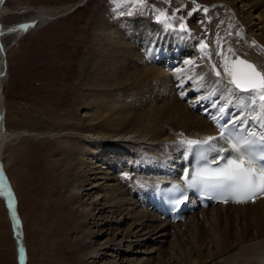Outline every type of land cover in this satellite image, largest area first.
I'll return each mask as SVG.
<instances>
[{
  "label": "bare ground",
  "instance_id": "6f19581e",
  "mask_svg": "<svg viewBox=\"0 0 264 264\" xmlns=\"http://www.w3.org/2000/svg\"><path fill=\"white\" fill-rule=\"evenodd\" d=\"M5 1L0 0V113L4 127L0 129V161L6 144L23 136L56 139L67 147L71 138L82 140L74 155L61 146L57 154L61 159L54 162L51 172L54 185L65 188L61 198L68 202L63 206H71L73 211L67 220L71 219L76 228L73 241L82 244L80 257L85 264H264V195L255 197L254 202H227L198 209L176 223L159 218L150 202L159 189V180L171 175L161 174L160 170L171 172L177 168L179 153L188 147L184 141L206 140L216 130L210 116L213 102L224 107H246V94H240V99L230 95L212 71L211 61L201 66L197 54L191 55V51L171 69L170 60L181 52L187 55L191 47L182 33L150 19L143 22L120 18L112 24L107 11L102 10L90 24L86 61L80 68V85L93 90L84 103L87 107L82 122L86 130L48 134L9 131L5 127L2 91L7 78L2 65L6 47L1 39L25 32L21 24L35 28L49 23L73 10L78 2L16 10L5 6ZM187 1L167 3L182 5ZM195 1L208 4L214 20H221L215 24L225 26L221 32L223 58L220 55L216 66L222 75L224 58L232 62L236 55L250 59L264 71V0ZM21 13H29L30 17L14 25L3 24L4 16ZM155 33L165 35L163 43L155 40ZM174 88L182 91L179 98L171 94L177 95ZM251 109L249 116L253 115ZM110 160L111 167H126L122 173L116 168L121 174L118 183L113 169L110 176L104 175L109 173L108 167L103 170L106 173L101 172V162L106 165ZM106 178L111 180L108 184ZM9 187L12 189L10 183ZM17 207L15 202V239L24 249L27 264L26 236ZM140 241L146 242L141 246ZM147 242L157 245L151 244L148 249ZM135 245L139 249L133 252ZM129 254L133 256H126Z\"/></svg>",
  "mask_w": 264,
  "mask_h": 264
},
{
  "label": "rangeland",
  "instance_id": "374dc122",
  "mask_svg": "<svg viewBox=\"0 0 264 264\" xmlns=\"http://www.w3.org/2000/svg\"><path fill=\"white\" fill-rule=\"evenodd\" d=\"M75 2H78L77 6L70 10L68 15L64 14L35 28L29 27L18 36L8 35L1 39L6 47L7 78L3 83L2 91L7 130H26L45 134L56 130H86L82 122L87 107L84 103L93 90H90L91 86L80 85V68L86 61L85 41L89 36L90 24L102 10L107 11L112 24L118 22L120 18L142 19L143 22L150 19L158 26L167 27L166 25L170 23L172 29L181 30L180 25L183 22L186 29L183 30V34L191 37L193 42L191 53H197L199 65L208 64L209 59L205 53L210 52L211 63L218 66L220 55L216 53H221L222 33L225 26L222 28V24H215V22L220 23L221 20L218 19V22L214 20L216 17L212 16L214 13L206 3L199 5L200 3L195 0L194 2L188 0L182 5H172L163 0H145L144 5L138 6L132 15L127 14L132 5L125 0H116V2L114 0H6L5 6L19 10L26 6ZM204 7L208 8L207 13L202 11ZM176 9L179 11H175ZM121 12H124V15H121ZM161 13H167V16H161ZM158 16L164 23L157 22ZM29 17V13L8 15L2 18V22L9 26ZM197 26L199 30L196 29ZM153 37L159 43L165 40V35L162 36L160 33H155ZM200 40L205 42L206 49L201 48ZM213 46H216V50ZM199 49L202 51L197 52ZM71 139V144L67 147L56 139L43 140L23 136L9 141L2 153V165L5 167L4 171L6 176L8 175L7 179L12 187L16 204L18 202L17 209L23 220L28 249L27 264H85L80 257L82 244L75 245L73 241V232L76 228L71 219L67 220L73 216V211L71 206L69 209L63 206L68 202L61 198L65 188L54 185L51 172L54 162L61 159L57 154L62 145L64 150L74 155L83 144L79 138ZM102 163L101 172L106 173L107 170L109 173L104 175L110 176V169H113L116 171L115 178L118 183L117 179L121 176L119 172L125 166L117 165L118 172L116 168L111 167V160L109 164ZM102 173L98 174L103 175ZM106 180L105 184L111 181L110 178ZM120 183L124 186L122 180ZM145 242L140 241L141 246ZM151 244L147 242L145 247L149 249ZM155 245L157 244H152L156 247ZM134 248L133 252L139 249L138 245ZM126 256L132 257L133 254ZM0 264H19L3 187L0 191Z\"/></svg>",
  "mask_w": 264,
  "mask_h": 264
},
{
  "label": "snow or ice",
  "instance_id": "6c2138e0",
  "mask_svg": "<svg viewBox=\"0 0 264 264\" xmlns=\"http://www.w3.org/2000/svg\"><path fill=\"white\" fill-rule=\"evenodd\" d=\"M125 2L132 5L127 11L128 15H132L138 6L142 7L144 5L145 0H125ZM175 11H179V9ZM202 11L207 13L209 10L204 7ZM120 14L124 15V12ZM160 15L166 17L167 13H161ZM157 22L164 23L159 16L157 17ZM31 26L34 25L21 24L19 27L27 31ZM167 27L171 28L172 25L169 23ZM180 28L182 31L186 30L183 22H181ZM253 46H255L254 41ZM201 48L206 49L207 45L201 42ZM229 52L234 54L232 49H229ZM216 54L222 56L220 52ZM205 55L209 60L212 58L210 52H206ZM221 67L223 75L216 65L212 64V71L215 76L224 82L225 89L230 95L240 99V94H246V104L244 106L253 108L256 115L252 116L251 119L256 120L259 127L264 129V71L259 70L255 64L239 57L232 62L224 58V63ZM225 77L227 78L226 80ZM228 85H231V87H228ZM213 106H216L215 101ZM218 111L221 117L227 114L224 106H220ZM212 119L218 122L217 116L213 115ZM236 119L240 120V129L247 128L246 118L234 116L233 121ZM233 127H236L235 123H233ZM256 136V132H248L244 136L225 137L222 131L220 139L224 140V144L221 146L212 143L217 139L216 137H208L203 142L195 140L184 141V143L189 145H207V148L201 151L198 161L199 166L191 173L190 178L189 170L186 169L183 173V178L188 187L216 193L225 198H231L238 203L254 202L256 196L264 195V133L260 134V149H257L256 146L257 141L254 139ZM211 153H215V156L209 158ZM2 177L3 166L0 165V181H2ZM0 191H2V187H0ZM8 195V206L11 208L13 206L11 198L13 194L10 190ZM20 251L21 260H23L24 249L21 248Z\"/></svg>",
  "mask_w": 264,
  "mask_h": 264
},
{
  "label": "water",
  "instance_id": "95a60500",
  "mask_svg": "<svg viewBox=\"0 0 264 264\" xmlns=\"http://www.w3.org/2000/svg\"><path fill=\"white\" fill-rule=\"evenodd\" d=\"M0 45H1V43H0ZM0 49H2L1 47H0ZM3 52V51H2ZM240 59H243V58H241V57H239ZM237 59V58H236ZM235 59V60H236ZM234 60V61H235ZM245 60V59H244ZM249 62V61H248ZM249 63H251V62H249ZM253 64V63H252ZM3 67H4V69L6 68V66H5V60L3 61ZM0 129H1V131L4 129V127H3V112L2 113H0ZM0 165H2V163H1V161H0ZM0 185H1V187H3V189H4V191H5V199H6V206H7V215H8V218H9V220L11 221V224H12V230H13V237H14V240H15V243H16V250H17V257H18V262H19V264H25V254H24V259L23 260H21V251H20V249L21 248H23L22 246H21V244H19L17 241H16V239H15V236H16V228H15V222H14V219H13V217H12V214H13V211H12V208H13V206L15 205V198H14V194H13V192H12V189H10V187H9V181H8V179H7V176H6V174H5V171L3 170V177H2V181H1V183H0ZM9 190L11 191V193L13 194L12 195V204H13V206L11 207V208H9V206H8V200H9V195H8V193H9Z\"/></svg>",
  "mask_w": 264,
  "mask_h": 264
}]
</instances>
